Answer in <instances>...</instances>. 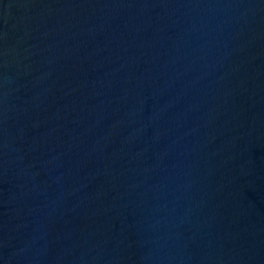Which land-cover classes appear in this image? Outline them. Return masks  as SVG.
Masks as SVG:
<instances>
[{"label":"water","instance_id":"obj_1","mask_svg":"<svg viewBox=\"0 0 264 264\" xmlns=\"http://www.w3.org/2000/svg\"><path fill=\"white\" fill-rule=\"evenodd\" d=\"M0 264H264V0H0Z\"/></svg>","mask_w":264,"mask_h":264}]
</instances>
